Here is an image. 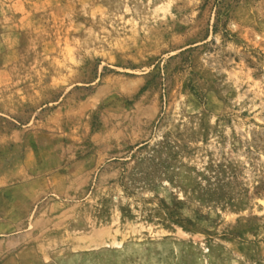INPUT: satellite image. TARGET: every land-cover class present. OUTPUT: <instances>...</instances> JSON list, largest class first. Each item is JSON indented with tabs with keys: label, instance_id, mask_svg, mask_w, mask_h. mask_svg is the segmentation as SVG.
Wrapping results in <instances>:
<instances>
[{
	"label": "rangeland",
	"instance_id": "374dc122",
	"mask_svg": "<svg viewBox=\"0 0 264 264\" xmlns=\"http://www.w3.org/2000/svg\"><path fill=\"white\" fill-rule=\"evenodd\" d=\"M0 264H264V0H0Z\"/></svg>",
	"mask_w": 264,
	"mask_h": 264
}]
</instances>
